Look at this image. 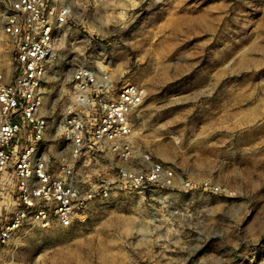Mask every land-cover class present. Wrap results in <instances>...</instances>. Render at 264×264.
Listing matches in <instances>:
<instances>
[{"label": "rangeland", "instance_id": "obj_1", "mask_svg": "<svg viewBox=\"0 0 264 264\" xmlns=\"http://www.w3.org/2000/svg\"><path fill=\"white\" fill-rule=\"evenodd\" d=\"M70 6L49 64L50 130L83 66L112 92L146 88L133 148L171 167L172 186L121 187L127 161L92 159L105 184L68 227L28 225L4 246L16 264H264V0H61ZM3 43L10 41L2 34ZM10 77V63L3 61ZM2 201V202H1ZM3 217L14 209L1 198Z\"/></svg>", "mask_w": 264, "mask_h": 264}, {"label": "built area", "instance_id": "obj_2", "mask_svg": "<svg viewBox=\"0 0 264 264\" xmlns=\"http://www.w3.org/2000/svg\"><path fill=\"white\" fill-rule=\"evenodd\" d=\"M69 13L61 0H0V79L5 58L10 63L9 81L0 83V197L14 201L10 216L0 211V264H16L4 246L25 226L68 227L108 195L105 184L78 179L88 160L111 155L127 161L118 170L121 187L174 183L172 168L149 154L140 166L129 162L136 153L135 112L147 94L143 85L129 82L112 92L93 67H81L72 78L68 114L51 132L42 108L45 82Z\"/></svg>", "mask_w": 264, "mask_h": 264}]
</instances>
